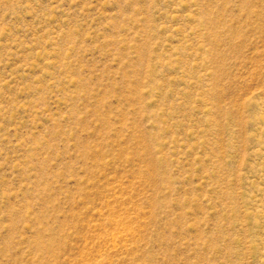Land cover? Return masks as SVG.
<instances>
[{
  "label": "rangeland",
  "instance_id": "obj_1",
  "mask_svg": "<svg viewBox=\"0 0 264 264\" xmlns=\"http://www.w3.org/2000/svg\"><path fill=\"white\" fill-rule=\"evenodd\" d=\"M0 264H264V0H0Z\"/></svg>",
  "mask_w": 264,
  "mask_h": 264
}]
</instances>
